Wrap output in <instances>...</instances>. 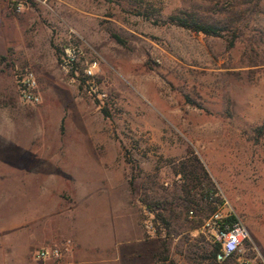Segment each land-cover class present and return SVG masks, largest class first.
<instances>
[{"label": "rangeland", "instance_id": "obj_1", "mask_svg": "<svg viewBox=\"0 0 264 264\" xmlns=\"http://www.w3.org/2000/svg\"><path fill=\"white\" fill-rule=\"evenodd\" d=\"M16 1L0 0V128L10 133L0 136V264L64 263L74 240L67 209L85 192L129 194L143 238H154L140 261L198 264L200 241L214 244L201 228L222 204L212 212L201 200L208 188L250 226L258 245L246 255L264 264V181L248 174L253 125L236 101L264 82V0H22L21 13ZM185 15L220 35L178 25ZM70 43L81 50L77 74L60 67ZM28 69L42 95L36 106L20 97ZM156 203L168 230L145 205ZM55 246L60 259H34Z\"/></svg>", "mask_w": 264, "mask_h": 264}, {"label": "crops", "instance_id": "obj_2", "mask_svg": "<svg viewBox=\"0 0 264 264\" xmlns=\"http://www.w3.org/2000/svg\"><path fill=\"white\" fill-rule=\"evenodd\" d=\"M252 89L247 90L244 99L236 101L248 104L245 117L253 125V143L248 146L245 155L248 174L256 180L261 177L262 182L264 181V82H257ZM9 135L7 130L0 128V136L3 140H6ZM60 147L64 149L63 146ZM80 147L84 148V146ZM25 149L27 144L26 138L23 137V150ZM24 183H28V176L23 177ZM75 188L76 186L73 189ZM29 189L27 185H23V191L27 192ZM78 189H85V186ZM44 191L46 190L41 185L37 191L39 198H43ZM85 194L86 192L79 200L75 198L72 207L67 209L71 218L70 226L73 228L71 235L74 240H68L64 244L66 252L72 254L61 264H73L72 258L74 262L80 264H127L125 254L131 255L133 261L130 264H150V261H140L138 258H140L139 255L145 256L150 253L154 238L148 240L143 238L138 217L133 213V203L126 200L129 194L125 192H106L99 196L93 193H87V196ZM130 199H132L131 196ZM247 227L253 245L256 247L258 245L256 238L250 226L247 225ZM97 229L99 232L95 233ZM82 230L86 231L83 238L79 235ZM68 242H70L69 245H67ZM80 251L84 254L76 261L75 259L79 257L77 253Z\"/></svg>", "mask_w": 264, "mask_h": 264}, {"label": "built area", "instance_id": "obj_3", "mask_svg": "<svg viewBox=\"0 0 264 264\" xmlns=\"http://www.w3.org/2000/svg\"><path fill=\"white\" fill-rule=\"evenodd\" d=\"M25 8L22 0L14 3L16 12L21 13ZM81 57V50L78 45L70 43L63 50L60 59V67L66 74H77L78 64ZM97 63L90 64L84 69V75L91 78L95 75L94 71ZM18 87L21 100L26 105L36 106L42 103V95L39 89V83L35 72L31 69L26 70L18 80ZM221 199L217 191L211 194V200ZM222 204L214 213L205 220L201 233L210 239L214 244H220L222 260L236 258L237 264H259L256 258H250L246 254L248 251H255L250 231L242 218H240L232 209L229 202L224 199ZM219 206V205H218ZM190 217H194V212H190ZM235 217V222L229 224L227 218ZM149 228H152L149 226ZM70 242L67 243L69 245ZM63 255L61 247H48L35 251L34 259L36 261L57 260Z\"/></svg>", "mask_w": 264, "mask_h": 264}, {"label": "trees", "instance_id": "obj_4", "mask_svg": "<svg viewBox=\"0 0 264 264\" xmlns=\"http://www.w3.org/2000/svg\"><path fill=\"white\" fill-rule=\"evenodd\" d=\"M175 22L182 26L185 27L187 29L192 30L195 33H202L204 35L207 36H219L220 35V29L215 26L214 24H209V23H205V22H201L199 21L197 18H195L192 15H185V18H180V17H174ZM199 166L198 169L200 170V172L203 173V175L205 177L208 176V173L205 169V167L201 164V162L195 158L194 160ZM192 175V183H195L197 185H199V187L201 186L200 181H199V177L197 176V174H191ZM189 177V176H188ZM194 181V182H193ZM193 187V186H191ZM185 194H186V198L185 201H189L191 203H194L193 201H191L190 199H188V197H192L191 196V189H187V187H185ZM218 190L217 189H203L202 193H201V200L204 201L206 203L207 206L210 207V209L212 210V212H214L216 210V207H218L219 203H220V199H214L211 200V194H215ZM147 210L154 214V223L156 225L161 224L163 225V227L168 230L171 226V220L169 217H167L166 215H164L162 212H159L160 210V204L156 203L154 205L152 204H145ZM196 207H199L198 204H196ZM198 210V209H197ZM197 210H190L189 211V217H190V212H194V217H196L195 211ZM162 211V210H161ZM172 215V214H171ZM226 222H228L229 224H233L235 222V217H230L226 219ZM203 252L201 255L197 256L195 259L197 261L198 264H237L236 262V258H230L227 260H222L220 258L221 254V247L220 244H209L207 242L204 241H200ZM207 246H209L210 248H206ZM168 257L163 258V261H167Z\"/></svg>", "mask_w": 264, "mask_h": 264}]
</instances>
